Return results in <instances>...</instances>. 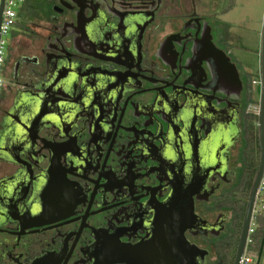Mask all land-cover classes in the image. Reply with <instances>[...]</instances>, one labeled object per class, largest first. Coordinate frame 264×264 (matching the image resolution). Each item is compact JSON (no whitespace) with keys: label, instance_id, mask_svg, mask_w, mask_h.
<instances>
[{"label":"flooded vegetation","instance_id":"obj_1","mask_svg":"<svg viewBox=\"0 0 264 264\" xmlns=\"http://www.w3.org/2000/svg\"><path fill=\"white\" fill-rule=\"evenodd\" d=\"M162 4L46 0L22 31L35 52L7 48L0 123L17 93L49 83H62L47 93L62 111L19 151L22 164L0 159V179L29 176L22 198L0 197V264H221L215 246L233 219L223 203L242 181L245 81L190 2L180 22L162 20ZM215 48L241 88L214 65ZM260 248L251 264H264Z\"/></svg>","mask_w":264,"mask_h":264},{"label":"water","instance_id":"obj_2","mask_svg":"<svg viewBox=\"0 0 264 264\" xmlns=\"http://www.w3.org/2000/svg\"><path fill=\"white\" fill-rule=\"evenodd\" d=\"M260 58H259V70L261 75V83H260V94L258 100V113H257V132H258V141H259V166L256 171L252 187L250 189L245 212L243 216L241 231L239 235V241L236 248V254L234 258L233 264H238L242 254L244 253L248 228L252 216L253 205L255 201L256 190L259 184V180L262 173V168L264 164V14L262 20V28H261V36H260ZM215 50L219 54L218 61L214 62V65L218 66V62L220 63L221 68H224L228 74V83L231 80V74L237 84L238 88H241V82L238 77V72L235 66L229 62L228 56L225 52L221 50ZM226 68V69H225ZM62 83H52L46 85V87L41 86L39 89L42 93H33L31 91L27 92V95H23L17 93L13 105L8 111V113L3 117L2 122L0 123V159L22 164V161L19 160V151L27 150L29 148L26 147L27 143H31V147L34 144V141L37 137L38 131L42 126L47 125L51 122H54L60 118L62 105L60 99L50 96L47 93L51 90H56L60 88ZM229 85V84H228ZM237 114V113H236ZM231 126L227 125V136L226 141L227 145H231L230 136ZM237 133V132H236ZM30 147V148H31ZM24 173H26L25 168L21 169L15 175L0 179V197L5 200L12 199L13 203H15L20 197L22 198L26 192L27 184L29 181V176L24 177ZM183 190L177 188L174 193L176 195ZM185 197L191 201V193L188 192L185 194ZM187 215L192 217V204L190 202V208L187 210ZM186 215V216H187ZM188 218V217H187ZM183 221V220H182ZM184 223V221H183ZM184 229V228H183ZM179 238L184 242V246L189 249V251H197L195 246L188 245L184 241L183 230L180 229ZM264 244V233L261 242V248L259 252L262 251V246ZM197 253V252H196ZM203 252L200 253L202 257Z\"/></svg>","mask_w":264,"mask_h":264},{"label":"rangeland","instance_id":"obj_3","mask_svg":"<svg viewBox=\"0 0 264 264\" xmlns=\"http://www.w3.org/2000/svg\"><path fill=\"white\" fill-rule=\"evenodd\" d=\"M192 0H189L191 2ZM194 10L197 14L204 16L214 28V37L221 47L230 54L235 62L241 75L244 77L245 95H244V110H243V137L247 125L257 124L253 120L245 118L246 114L257 115V106L260 94V85L257 84L259 76V58H260V36L262 28V20L264 14V0H235V5L228 11L227 8L230 0H194ZM188 0L181 1V7L174 10V13L180 14L174 16V19L181 21L184 18L189 6ZM173 12V11H172ZM170 11V13H172ZM172 17L161 16L162 20ZM156 24V23H155ZM157 25V24H156ZM27 23H16L14 33L5 37L7 48H13L14 53L19 55H30L35 50L32 48L31 39L22 32ZM162 25L158 24V33ZM35 39V38H34ZM153 53V45L149 51ZM7 56V53H6ZM5 77V76H4ZM251 80L255 84L251 83ZM5 88H0V108L3 107ZM255 124V125H256ZM257 127V125H256ZM244 146V140L241 142V147ZM0 168V173H1ZM215 254L212 253L211 261ZM253 261V258H252ZM252 263V262H251ZM250 263V264H251Z\"/></svg>","mask_w":264,"mask_h":264},{"label":"trees","instance_id":"obj_4","mask_svg":"<svg viewBox=\"0 0 264 264\" xmlns=\"http://www.w3.org/2000/svg\"><path fill=\"white\" fill-rule=\"evenodd\" d=\"M182 0H163L161 12L164 17H174L180 14L174 13L172 9H178L181 7ZM192 6L198 4L194 0L191 1ZM46 0H24L23 4L18 10V22L28 23L43 20L47 11L45 8ZM235 5V0H230L227 8L223 12L228 11ZM185 10V9H184ZM170 11L172 13H170ZM14 28L10 31L12 36ZM245 118L257 122V115L246 114ZM256 124V123H255ZM247 125L244 137V150L242 153V181L238 189L228 193L225 202L223 203L227 210L233 211V219L230 226L229 235L223 240L216 243L215 250L221 254V264H233L236 248L239 241V235L241 231L243 216L248 199L250 189L253 184V180L256 171L259 166V141L256 125ZM264 230V214L258 213L256 215L255 227L252 233L248 236V242H246L245 252L250 256H255L259 250L261 239Z\"/></svg>","mask_w":264,"mask_h":264},{"label":"built area","instance_id":"obj_5","mask_svg":"<svg viewBox=\"0 0 264 264\" xmlns=\"http://www.w3.org/2000/svg\"><path fill=\"white\" fill-rule=\"evenodd\" d=\"M24 0H0V88L3 85V69L6 61L7 45L5 37L10 34V31L15 27L18 22V10L23 4ZM257 84L260 85L261 75L260 70ZM258 113L259 105L256 107ZM264 211V164L262 168L261 177L256 190L255 201L253 205L252 216L248 228V236L253 232L255 227L256 215ZM252 256L246 254L245 250L242 254L238 264H250Z\"/></svg>","mask_w":264,"mask_h":264},{"label":"bare ground","instance_id":"obj_6","mask_svg":"<svg viewBox=\"0 0 264 264\" xmlns=\"http://www.w3.org/2000/svg\"><path fill=\"white\" fill-rule=\"evenodd\" d=\"M217 59H219V58H217ZM223 72L225 73V71H223ZM32 143H33V142H31V143H30V142L27 143V144H26V147H27V148L31 147V144H32ZM186 218H187V217H186ZM181 219H182V218H181ZM183 221H185V220H183ZM185 222H187V220H186ZM185 222H184V224H185ZM179 224H180V225L182 224V220H180Z\"/></svg>","mask_w":264,"mask_h":264}]
</instances>
